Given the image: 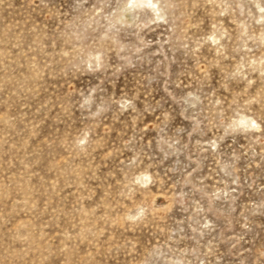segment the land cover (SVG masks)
Returning <instances> with one entry per match:
<instances>
[{
  "label": "rangeland",
  "instance_id": "374dc122",
  "mask_svg": "<svg viewBox=\"0 0 264 264\" xmlns=\"http://www.w3.org/2000/svg\"><path fill=\"white\" fill-rule=\"evenodd\" d=\"M0 264H264V0H0Z\"/></svg>",
  "mask_w": 264,
  "mask_h": 264
}]
</instances>
